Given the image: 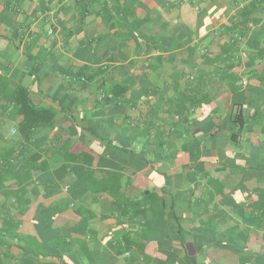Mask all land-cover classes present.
<instances>
[{"label":"crops","instance_id":"crops-1","mask_svg":"<svg viewBox=\"0 0 264 264\" xmlns=\"http://www.w3.org/2000/svg\"><path fill=\"white\" fill-rule=\"evenodd\" d=\"M83 66H88L92 75L100 70L104 73L91 84L77 83L74 75ZM263 70L264 0H0V155L8 154L11 145L19 139L15 136L20 117L14 103L18 88L26 90L35 105L53 109L58 126L67 125L76 132L77 124L85 128L95 125L97 131L101 127L108 138L114 136L125 145L135 144L134 138L129 137L132 128H137L139 133L151 123L155 131L169 130L170 124L176 122L177 117L168 115L175 108V102L174 106L167 102L175 100L178 94L173 89V79L179 80V91L191 97L194 88L191 81H200L199 90L220 105V109L214 111L211 106H202L196 111L189 107L191 118L202 121L212 111L214 123L227 128L230 127L226 121L232 94L226 82L245 80L255 86L254 81L263 76ZM133 78L144 82L142 89L132 93L137 98L136 105L130 110L117 107L125 110L122 115L128 113V119L112 116L114 109L109 107L104 119L93 123V113L105 100L104 89L115 81ZM151 85L153 89L149 88ZM247 94L248 102L250 94ZM259 130L261 127L256 125L251 137L242 138L244 148L257 143ZM155 131L150 137L154 141ZM48 134L45 131L30 143L19 141L24 145L26 156L38 153L42 157L39 162H47L48 166L44 171L33 172L34 185L26 186L24 216L16 215V208L21 205L11 195L19 186L10 184L9 190L0 194V224L5 219H14L27 234L34 235L36 208L65 210L76 205L92 216L87 221L76 218L75 230L79 234L74 235L83 236L80 234L87 231L88 237L95 240L93 253L97 257H112L115 264H131L138 255L136 249L142 242L140 234L145 219L124 217L116 209L131 207V201L144 191L161 194L165 187L161 173L175 172L178 166L168 165L166 172L160 168L161 164L150 163L144 167L141 161L151 160L154 155H143L140 147L137 154L131 155L97 154V149L103 150L105 143L85 133L86 137L80 141L93 150L94 163L90 169L94 170V177H121L102 195L95 192V179L87 183L77 180L76 175L85 166L81 158L84 148L77 147L78 150L66 153L67 163H64L62 156L49 149L56 143L51 144ZM177 136L183 138L181 133ZM224 139L220 145L226 144L227 152L226 155L221 152L220 159L234 158V149ZM144 140L138 138V145ZM71 142L83 145L76 135ZM18 151L13 159L19 173L26 171L27 166ZM208 152H202V160L211 155ZM256 157L257 149L253 148L249 161ZM65 164L71 167L70 172L66 171ZM193 168L203 175V166L193 165ZM176 190L178 200L183 195L188 198L185 204L177 201L176 217L182 219L189 233L186 244L190 256H199L191 230L206 221L208 216L202 214H210L215 203L195 216L188 206V191ZM116 198L121 205L114 208ZM220 207L223 208L221 204ZM166 225L168 228L151 232L145 254L154 259L170 254L177 264L189 263L185 262L179 243H172L170 249L163 247L164 241L172 240L168 229L175 222L168 220ZM163 226L153 223L154 229ZM208 239L206 243L198 241L202 251L200 264L205 259L217 264L237 263V258L223 251L212 236ZM127 241L137 247L134 246L132 252L117 255L124 250ZM12 254L18 253L12 250Z\"/></svg>","mask_w":264,"mask_h":264},{"label":"trees","instance_id":"trees-1","mask_svg":"<svg viewBox=\"0 0 264 264\" xmlns=\"http://www.w3.org/2000/svg\"><path fill=\"white\" fill-rule=\"evenodd\" d=\"M132 40L136 41L135 36H132ZM228 52L225 51V53ZM134 53L136 55L139 53L137 48ZM88 68V66H83L77 70L74 75L77 83L91 84L95 77L104 73L100 70L95 73L96 75H92ZM191 82L193 83L192 87L194 85L192 97L185 91H179L180 82L178 79H173V89L178 94L175 100L167 101L168 103L170 101L172 106L175 102V108L168 115L177 117V120L170 124L169 130L157 129L155 131L151 123L146 129H140L139 133L137 128H132L129 130V137L134 138L135 144L125 145H122L114 136L108 138L101 127L97 131L95 125L85 128L77 124L76 132L71 131L67 125L58 126L57 114L53 109L35 105L30 99L29 93L18 88L14 103L20 117L15 136L19 139L16 144L14 142V145H11V148L22 146L19 151H16L20 157L25 159L27 170L18 173L13 159L15 150L11 149L8 154L0 155V194L9 190L10 184L19 186L11 195L21 205L16 208V215L24 216L22 206L26 199L27 188L34 185L33 172L44 171L48 165L47 162H39L42 157L38 153L30 157L26 156L24 145H20L19 141L30 143L45 131L49 133L51 144L52 142L56 143L49 148L53 150V154L64 158L66 153L78 150L77 147L84 148L81 158L85 166L83 171L76 175L77 180L87 183L95 179V192L102 195L108 193V190L121 177L120 175L111 178L94 177V170L90 169L94 163L93 150L80 141L83 136L86 137L85 133H90L105 143L103 150L97 149V154L131 155L137 154V149L140 147L142 149L140 152L143 155L147 157L148 154L154 155L151 160L141 161L144 167H148L150 163L152 165L161 164L160 168L165 171L169 169L168 165L178 166L175 172L161 173L165 184L161 194L147 190L131 201V207H126V205L124 208L116 209L124 217L145 219L140 234L142 242L137 247L132 241H127L124 250L117 255L132 252L136 246L138 255L133 260L130 259L131 264H177L170 254L156 259L145 254L151 232L163 230L164 227H167L168 220H172L175 225L169 226L168 229L172 240L164 241L162 245L170 249L172 243H179V248L185 253V262H189L187 264H200L202 251L198 247V241L206 243L209 241V236L219 243L223 251L230 252L237 258L236 264H264V70L263 76L254 81L255 86L247 84L244 87L237 79L226 82L232 94L230 113L228 121H226V125H230V127L227 128L214 123L213 115L215 113L212 111L202 121L191 118V108L189 107L196 111L202 106H211L214 111L220 106L210 95L203 94L199 90L200 81ZM143 83L137 78H133L130 81H115L108 85L104 89L105 100L101 108L93 113L95 117L92 120L93 123L99 118L104 119L108 114H106L108 111L106 108L109 107L114 109L112 116L128 119V113L122 115L125 110H118L117 107L122 106L128 110L134 107L137 98L132 96V93L137 89H142ZM149 88L153 89L152 85ZM247 92L250 94L248 102L246 100ZM153 98L154 96H151V99ZM185 121L189 122L185 127H182ZM256 125L261 127L259 140L256 144L244 148L242 138L251 137ZM154 131L156 132L155 141L150 138ZM177 133H181L183 138L178 137ZM224 133H227L226 137L223 136ZM74 135L83 145L77 143L75 145L71 142ZM138 138L145 140L138 145ZM221 139H224L234 149V158L226 156V160L220 159V153L226 155L227 152L226 144L220 145ZM253 148L257 149V157L253 158L251 162L249 159ZM203 151H209L211 155L202 160ZM215 153H218V156ZM63 160L64 163H67L65 158ZM130 161L127 162L132 163V159ZM193 165L203 166V175L196 172ZM65 168L67 172H70L71 167L68 164H65ZM27 185L29 186L26 188ZM177 188L188 191V206L191 207L190 211L195 216L197 212L205 211L204 207L207 205L215 203L210 214H202L203 217L208 216L206 221L204 220L202 224L191 230V234L194 233L192 235L195 238L194 247L199 256H190L186 244V235L189 233L182 225V219L176 217L174 211L177 201L185 204L188 199L183 195L178 200L176 197ZM49 189L53 190L51 187ZM218 201H220L219 205ZM117 204L121 205L118 199L112 206L115 208ZM220 204L223 208L220 207ZM34 214L36 221L33 224L34 235L27 234L22 229V225L15 222L14 219H5L1 222L0 264H115L112 257L99 258L93 253L95 240L91 236L88 237L87 231L80 234L83 236L74 235L79 234L75 230L74 222L80 218L87 221L92 216L88 210L76 207V205L65 210L39 207L34 210ZM86 214L87 217H85ZM68 215H70V220ZM156 222L164 226L154 229L153 223ZM207 235L209 236L206 237ZM12 250L17 251L18 254H12ZM204 262L205 264H217L208 262L206 259Z\"/></svg>","mask_w":264,"mask_h":264},{"label":"built area","instance_id":"built-area-1","mask_svg":"<svg viewBox=\"0 0 264 264\" xmlns=\"http://www.w3.org/2000/svg\"><path fill=\"white\" fill-rule=\"evenodd\" d=\"M247 84H248V82L245 81V80H243V81L241 82V85L244 86V87L247 86Z\"/></svg>","mask_w":264,"mask_h":264}]
</instances>
